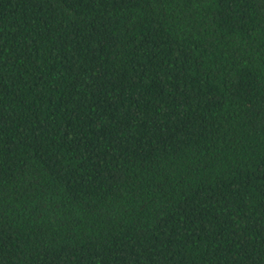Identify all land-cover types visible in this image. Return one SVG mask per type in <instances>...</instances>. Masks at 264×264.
<instances>
[{"label":"trees","instance_id":"trees-1","mask_svg":"<svg viewBox=\"0 0 264 264\" xmlns=\"http://www.w3.org/2000/svg\"><path fill=\"white\" fill-rule=\"evenodd\" d=\"M0 264H264V0H0Z\"/></svg>","mask_w":264,"mask_h":264}]
</instances>
